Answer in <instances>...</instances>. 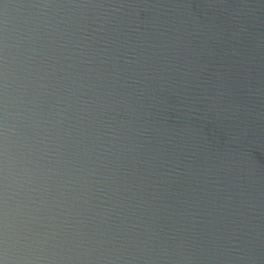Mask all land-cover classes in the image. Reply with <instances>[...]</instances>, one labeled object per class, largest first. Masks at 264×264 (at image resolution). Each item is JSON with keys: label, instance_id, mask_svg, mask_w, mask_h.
<instances>
[{"label": "water", "instance_id": "95a60500", "mask_svg": "<svg viewBox=\"0 0 264 264\" xmlns=\"http://www.w3.org/2000/svg\"><path fill=\"white\" fill-rule=\"evenodd\" d=\"M0 264H264V0H0Z\"/></svg>", "mask_w": 264, "mask_h": 264}]
</instances>
